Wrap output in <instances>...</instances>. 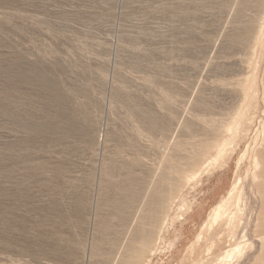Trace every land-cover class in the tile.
<instances>
[{"label": "rangeland", "instance_id": "obj_1", "mask_svg": "<svg viewBox=\"0 0 264 264\" xmlns=\"http://www.w3.org/2000/svg\"><path fill=\"white\" fill-rule=\"evenodd\" d=\"M0 264H264V0H0Z\"/></svg>", "mask_w": 264, "mask_h": 264}]
</instances>
